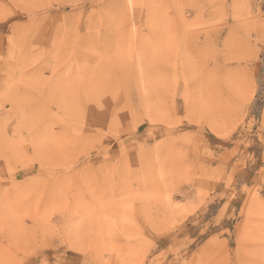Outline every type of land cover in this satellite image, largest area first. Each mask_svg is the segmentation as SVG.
Instances as JSON below:
<instances>
[{
  "label": "rangeland",
  "instance_id": "1",
  "mask_svg": "<svg viewBox=\"0 0 264 264\" xmlns=\"http://www.w3.org/2000/svg\"><path fill=\"white\" fill-rule=\"evenodd\" d=\"M0 264H264V0H0Z\"/></svg>",
  "mask_w": 264,
  "mask_h": 264
},
{
  "label": "bare ground",
  "instance_id": "2",
  "mask_svg": "<svg viewBox=\"0 0 264 264\" xmlns=\"http://www.w3.org/2000/svg\"><path fill=\"white\" fill-rule=\"evenodd\" d=\"M92 60V59H91ZM99 63V62H98ZM89 69V68H88ZM71 73V72H70ZM89 74V73H88Z\"/></svg>",
  "mask_w": 264,
  "mask_h": 264
}]
</instances>
